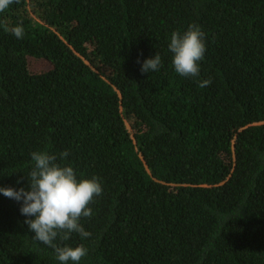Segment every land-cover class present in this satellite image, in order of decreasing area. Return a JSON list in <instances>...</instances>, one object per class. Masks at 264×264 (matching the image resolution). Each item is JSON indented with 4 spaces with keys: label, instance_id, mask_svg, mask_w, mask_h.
Listing matches in <instances>:
<instances>
[{
    "label": "trees",
    "instance_id": "16d2710c",
    "mask_svg": "<svg viewBox=\"0 0 264 264\" xmlns=\"http://www.w3.org/2000/svg\"><path fill=\"white\" fill-rule=\"evenodd\" d=\"M190 25L197 77L168 49ZM36 151L101 184L80 219L91 235L54 241L83 245L78 264H264V0H14L0 12V187L27 190ZM20 207L0 193V264H61Z\"/></svg>",
    "mask_w": 264,
    "mask_h": 264
},
{
    "label": "clouds",
    "instance_id": "9594fccd",
    "mask_svg": "<svg viewBox=\"0 0 264 264\" xmlns=\"http://www.w3.org/2000/svg\"><path fill=\"white\" fill-rule=\"evenodd\" d=\"M14 3V0H0V12ZM20 39L24 35V28L18 25L9 30ZM204 33L197 25H190L183 33L171 34L168 49L173 53L172 65L176 73L183 77H197L199 75V61L204 59L206 51ZM140 62L139 60L137 61ZM161 67V57L158 53L153 58L143 61L142 73L158 71ZM211 84L210 79L202 80L200 87ZM68 152L60 153L64 158ZM35 162L27 178V190L24 187L16 190L12 187H0L3 196L21 203L20 212L26 219L24 223L34 233L32 238L37 242L54 249L56 258L61 264H78L87 254L83 246H59L54 241L59 237L61 241L68 240L72 233L81 238H87L91 233L84 230L80 224L82 217H90L92 210L89 205L94 197L102 194V187L98 179H77L71 166H61L56 163L57 156L47 152L31 153ZM21 183V181H17ZM34 217V218H32Z\"/></svg>",
    "mask_w": 264,
    "mask_h": 264
},
{
    "label": "rangeland",
    "instance_id": "374dc122",
    "mask_svg": "<svg viewBox=\"0 0 264 264\" xmlns=\"http://www.w3.org/2000/svg\"><path fill=\"white\" fill-rule=\"evenodd\" d=\"M28 59V66L31 68V67H36V65H37V63H36V61L35 60H31V58L29 57V58H27ZM127 127H129L128 125H127ZM129 130V129H128ZM130 131V130H129ZM130 135H132L131 134V132H130Z\"/></svg>",
    "mask_w": 264,
    "mask_h": 264
},
{
    "label": "bare ground",
    "instance_id": "6f19581e",
    "mask_svg": "<svg viewBox=\"0 0 264 264\" xmlns=\"http://www.w3.org/2000/svg\"><path fill=\"white\" fill-rule=\"evenodd\" d=\"M174 194V193H173Z\"/></svg>",
    "mask_w": 264,
    "mask_h": 264
}]
</instances>
